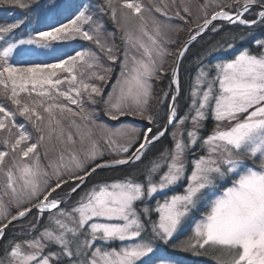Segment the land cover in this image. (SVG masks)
I'll list each match as a JSON object with an SVG mask.
<instances>
[{
  "label": "snow or ice",
  "instance_id": "6c2138e0",
  "mask_svg": "<svg viewBox=\"0 0 264 264\" xmlns=\"http://www.w3.org/2000/svg\"><path fill=\"white\" fill-rule=\"evenodd\" d=\"M32 2L0 0L21 9H30ZM171 3L175 17L195 23L183 43L171 38L170 33L185 29L165 22L172 17L164 0L148 5L103 0L98 5L122 30L125 45L119 76L106 95L111 64L91 48L64 50L77 39L91 41L112 64L118 60L115 44L103 38V24L83 0H52L48 11L66 22L38 24L23 36L15 33L23 19L0 25V96L14 106L0 103V240L7 238L6 229L16 227L14 221L34 217L27 229H20L31 238L9 239L0 264H179L169 247L197 255L219 250L213 256L217 264H264V35L255 31L264 29V0H205L199 5L203 16L195 21L188 19L187 0ZM254 8L253 18H247ZM218 20L247 32L226 35L223 44L198 59L188 108L180 116L181 62L206 30H224L225 25L214 23ZM237 39L255 50L244 47L232 58L204 63L216 52L233 50ZM168 57L173 58L171 75L164 67ZM165 75L169 91L157 96L154 82ZM97 106L111 121L139 117L151 126L110 127L98 120ZM65 114L71 117L67 125ZM17 115L32 125L35 140L25 124L17 123ZM209 118L215 127L204 136ZM169 128L172 148L152 162L143 179L127 175L97 181L75 203L61 207L97 170L140 161ZM46 137L61 147L57 158L44 165L39 148ZM44 155L48 159L47 151ZM64 187L68 191L60 196ZM45 213L46 224L32 236ZM185 228L191 235L177 241Z\"/></svg>",
  "mask_w": 264,
  "mask_h": 264
},
{
  "label": "rangeland",
  "instance_id": "374dc122",
  "mask_svg": "<svg viewBox=\"0 0 264 264\" xmlns=\"http://www.w3.org/2000/svg\"><path fill=\"white\" fill-rule=\"evenodd\" d=\"M36 0H33V2ZM52 2V0H48L44 6L41 8L40 12L35 13L33 22H36V25L33 27H37L38 24L39 26L43 27L44 25H48V24H56L57 22H66L65 21V17L63 15H59L55 12H50L48 11L47 5L50 4ZM80 0H77V3H79ZM142 2L146 5L149 4V0H142ZM188 3H190L191 5V10H192V16L188 17V19L190 21H195L197 17H202L203 16V12L200 10L199 5L205 3V0H187ZM243 2V0H241V3ZM84 4H87L96 14L94 15V20H96L97 22L103 24V29H102V33H103V38L107 39L109 43H114L116 48H117V56H118V60L112 64L111 61H108L107 58L100 52V50L97 48V46L95 44H93L91 41H84V40H75L74 42H72V45L70 47L65 48V51L71 52L73 50V48L80 50V49H87V48H91L93 51H95L97 53V55H99L101 57V60L103 61L104 64L108 65L111 64V66L113 67V72H112V76L111 79L108 82L107 87L105 88V95L107 94L108 91L111 90L113 84L116 81V78L119 76L120 73V62L123 59V52H124V41L121 39V32L122 30L117 28L116 24L111 20L110 14H105V13H100L98 11V5L103 4V0H92V1H88V0H83ZM153 3H160V0H153ZM164 3H168L170 5L169 8L165 9V11H167L168 15L170 17H172L171 21H165V22H170L173 25H180L182 26L185 30L181 31L179 33L176 32H172L170 33L171 38L172 39H178L179 41L181 39L186 38L187 34H188V28L191 27L193 29V31L195 30V23L192 24H185L184 21L179 20V18L175 17L174 13L177 10L175 5H172L171 0H164ZM176 3L179 4V0H176ZM212 8L210 7L208 9L209 14H211L212 12ZM257 9H253L252 12L249 13H245V16L247 18L251 19L253 18V13L256 11ZM182 11V10H181ZM158 19L164 21L165 18L160 14V13H153ZM182 14H184L182 12ZM187 15V14H184ZM202 22V20H201ZM12 23V22H9ZM139 22L136 21L134 22V24H138ZM216 24H223L225 25V29H235V31L230 30L229 33H235L237 35V37H239L240 34L242 33H246L247 29L244 26L241 25H228L226 21H220L218 20L217 22H215ZM134 24H129L128 25V29L129 30H134ZM94 26V25H93ZM32 24L30 25V29H28V31H31L32 29ZM85 28H89V25H85ZM211 28V26H210ZM210 30V29H209ZM207 30V31H209ZM261 29H255L257 35H260ZM27 31V32H28ZM149 31H151V25H149ZM206 31V32H207ZM26 32V33H27ZM205 32V33H206ZM211 33H214L210 30ZM25 33V34H26ZM114 33V36H110L109 34ZM25 34H21L19 33L20 36H23ZM220 34V32H216L214 35H218ZM226 35H229L228 33H226ZM230 36V35H229ZM181 43H183V40L180 41ZM248 44V45H247ZM176 47H178V45H169V48L171 49H175ZM244 47H249V48H253V46L249 43L246 42H241L239 39H237L236 42V47L233 50H229L228 52H216L211 56H208L204 63H208V61H215L218 58H232V56H234L238 51L242 50ZM253 50H255L253 48ZM172 57H168L166 59V62L164 64L165 69L167 70V75H171V68H172ZM198 68V66H197ZM197 68L193 71L190 81L188 82L189 85V89L190 86L194 80V77L196 75L197 72ZM169 70V71H168ZM165 75V76H167ZM159 82V81H156ZM99 83V82H97ZM155 83V82H154ZM169 88H167L164 91H169ZM189 92V90H188ZM162 95V92H161ZM186 99V97H185ZM0 103H4L6 104L9 108L14 109V106L11 105V102L6 100L5 97L0 96ZM152 101V111L155 114L156 110H157V104ZM188 99H186V102H184L185 105H183V107L180 106V104L178 105V109H180L181 111L178 110V113L180 116H183L184 113L186 112L187 108H188ZM73 109H75V105H70ZM101 106H97V113H98V120L102 121L106 124H108L110 127H117L119 126L120 123H125V124H131L133 126H135L138 130H143L145 129L147 126H151L148 124L147 121L140 119L139 117H122L120 121H111L107 116L103 115V113L100 110ZM163 114V111L160 112V115ZM65 125L68 124L69 120L71 119L70 116H68V114H65ZM162 117V116H161ZM17 123H23L25 124L26 128L28 129V131L32 134L33 140L36 139L37 137V133L35 132L34 128L32 127V125L30 123H28L26 120H24L23 117H20L19 115H17L16 117ZM161 122V121H160ZM165 124V120L162 121L161 125ZM215 127V122L209 118L208 120L205 121V128L203 130V135L206 136L207 134H209L212 129ZM73 131H75V129H73ZM171 131L172 129L169 128V132L164 136L166 138L165 145H163L162 150H160L159 153H157L156 155H154V158L150 159L147 161V163L144 162V156L141 158L140 161H137L135 164L133 165H137V167H135L133 170H131L130 174L127 175H133L135 177H137L138 179H143V173L147 170V168H149L152 165L153 161H157L159 160V158L161 157V154L165 152L166 149H171L173 146V142H172V138H171ZM0 135H4L3 133H0ZM163 137H161L158 141L154 142L151 146L156 145L160 142V140ZM150 146V147H151ZM61 147V145H59L55 140L49 142L47 140V137L45 139L44 145L41 146L39 148V153L41 156V162L44 165L48 164L49 160H55L58 156V150ZM78 150L80 148V144L79 142L76 144L75 146ZM101 148L102 150L105 152V156H108V150L107 148L103 145V142H101ZM45 151H47V156L48 159H45ZM147 153V152H146ZM197 154H203L202 151L198 152ZM110 158V157H109ZM189 161L191 160V155H189L188 157ZM130 165V166H133ZM142 165V166H141ZM126 166H120L114 169H99L97 170V173L91 178V180L83 185L80 189H78L77 193L72 195V198L70 200H67V204H62L61 207H67L70 206L71 204L75 203L76 200L79 199V197L81 195H83L89 187H91V185L97 181H112L115 180V178H108L107 175H105V172L110 171V170H115V169H121V168H125ZM140 168L142 169L140 171ZM190 170V169H189ZM163 171V169H162ZM101 173V174H100ZM54 179V178H53ZM120 179V178H119ZM3 178L0 177V183H2ZM68 191L67 187H64L63 191L58 190V193L60 196H63L65 192ZM176 192H181L182 191V187L177 186L175 188ZM55 195V194H54ZM7 199V198H5ZM157 199H159V197H157ZM154 204V201L152 202ZM14 208V206H10V211ZM33 213L35 214V210H33ZM34 217L33 216H28L27 219H21L19 222H13V224H18L17 229H15L14 231H18L17 233H12L10 237V239L13 238V236H15V238L17 240H24V239H30L31 236H29L26 232H22L20 231V229H27V227L29 226V224L31 222H33ZM47 222V213H45L44 218L40 221L37 231L32 233V236H35L38 234V232L40 230L43 229L44 225ZM20 223V226H19ZM8 229H6L7 231ZM191 235V230L189 228H185L178 236H177V241L179 240H183L185 239L187 236ZM2 240H0L1 242ZM7 243V242H6ZM114 246H118V245H114ZM53 250L55 249V246H52ZM4 249H2V252H0V255L3 254ZM167 251L169 253H171L175 259L179 262V264H217V261L215 259H213L214 255H219V250L213 252L211 255H197L195 253L192 252H183V251H174L171 247H169L167 249ZM211 251V250H210ZM225 259L227 258L226 256L224 257Z\"/></svg>",
  "mask_w": 264,
  "mask_h": 264
},
{
  "label": "trees",
  "instance_id": "16d2710c",
  "mask_svg": "<svg viewBox=\"0 0 264 264\" xmlns=\"http://www.w3.org/2000/svg\"><path fill=\"white\" fill-rule=\"evenodd\" d=\"M47 1L48 0H36V1L32 2L30 9H21L14 4L0 3V25H6V24H9V22L13 23L19 19H23L25 21V24L21 25V27L19 29H16L15 33L17 35H19V33L25 34L28 31V29H30L31 24H32V28L36 25V22H33L35 13L40 12L41 8L44 6V4ZM88 1H92V0H88ZM249 19H251V17ZM217 25H220V24H217ZM230 30H233L236 32L235 29H232V28H229V29L226 28L225 29L224 28L223 31H220V34L214 35L215 33H211L209 30L189 46V50L185 53V56H184V58L181 62V65H180L181 95L179 98V104L181 107H183V105H185L184 104V102H186L185 97H187L188 90H189L188 82L190 81V78H191L193 71L198 66V64H197L198 59L200 57L205 56V54L214 46H216L218 44H223V42L226 38V33H228L229 35H233V34L236 35L235 33H229ZM259 34L264 35V29H261ZM188 37H189V32H188L186 38L181 39L180 41L183 40V42H184L188 39ZM168 84H169V81L167 79V76H165L159 82H155L154 83L155 94L157 96H161V92L163 93L164 90H166L168 88ZM153 102L156 103V100H153ZM178 110L181 111L180 109H178ZM161 116H162L160 119L161 122L159 121L160 124L162 123L163 120H165L163 118V114ZM147 127H149V126H147ZM154 131H155V129H154ZM165 142H167L166 138L163 137L158 144L151 146L149 148V150L147 151V153L144 155V159H145L144 162L147 163L148 160L154 158V155H156L157 153L160 152V150H162V148H163L162 146L165 145ZM135 167H137V165L127 166V167L121 168V169L110 170V171L105 172V175H107L108 178H113V179L114 178L115 179L123 178V177L127 176V174H130L131 173L130 171L133 170ZM141 170L142 169L140 168V171ZM15 225H16L15 228H12L10 226L9 229L6 231L7 238L0 242V252H2V249H4V245L10 239L9 236H11L12 233L18 232L17 231V230H19V229H17L18 224H15ZM19 226H20V223H19ZM15 229H17V230L14 231Z\"/></svg>",
  "mask_w": 264,
  "mask_h": 264
},
{
  "label": "water",
  "instance_id": "95a60500",
  "mask_svg": "<svg viewBox=\"0 0 264 264\" xmlns=\"http://www.w3.org/2000/svg\"><path fill=\"white\" fill-rule=\"evenodd\" d=\"M215 22H217V21H215ZM215 22H214V23H215ZM206 31H207V30H206ZM206 31H205V32H206ZM205 32H204L202 35H204ZM202 35H201V36H202ZM201 36H200V37H201ZM198 38H199V37H198ZM198 38H197V39H198ZM193 42H195V41H193ZM193 42H192V43H193ZM192 43H191V44H192ZM191 44H190V45H191ZM190 45H189V46H190Z\"/></svg>",
  "mask_w": 264,
  "mask_h": 264
}]
</instances>
